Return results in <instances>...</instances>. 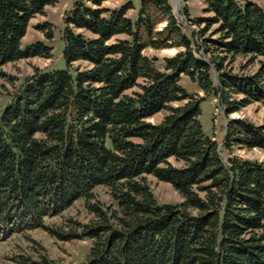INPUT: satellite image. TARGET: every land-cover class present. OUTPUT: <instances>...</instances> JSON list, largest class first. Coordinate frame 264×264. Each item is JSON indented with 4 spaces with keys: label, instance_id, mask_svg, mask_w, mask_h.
<instances>
[{
    "label": "trees",
    "instance_id": "1",
    "mask_svg": "<svg viewBox=\"0 0 264 264\" xmlns=\"http://www.w3.org/2000/svg\"><path fill=\"white\" fill-rule=\"evenodd\" d=\"M108 1L74 0L64 14L63 70H35L17 86L8 78L0 242L41 229L58 241H89L79 264H264V162L233 155L235 148L264 151V125L228 118L264 105V8L201 0L210 16L191 20L183 7L184 26L168 0H140L134 21L131 3L108 8ZM56 3L0 0V67L52 57L51 46L23 48L22 40L30 21ZM37 29L52 40L50 23ZM172 48L171 57L146 55ZM183 77L227 118L220 147L204 136V98L187 92ZM160 113L159 122L149 121ZM147 177L168 183L182 201L159 204ZM77 202L87 223L45 224ZM36 253L11 261L57 264Z\"/></svg>",
    "mask_w": 264,
    "mask_h": 264
},
{
    "label": "rangeland",
    "instance_id": "2",
    "mask_svg": "<svg viewBox=\"0 0 264 264\" xmlns=\"http://www.w3.org/2000/svg\"><path fill=\"white\" fill-rule=\"evenodd\" d=\"M74 0H57V3L45 9L41 16H36L29 23L26 36L22 40V47L25 48L36 41L42 42L53 48L52 57L43 59L34 57L25 60H19L14 63H8L0 67V72L6 77L0 76V112L8 102V96L13 92L14 87L19 84L26 76L32 75L35 70L53 71L63 70L65 68L62 60L63 42L61 40L63 30V16L69 12ZM172 5L173 11L179 21L184 26L188 21L184 19L181 9L185 7L189 19L200 17H208L202 12L203 4L201 0H168ZM264 8V0H247ZM131 3L133 9L128 13L129 18L134 21L137 19L140 0H111L104 3L108 8H116L120 5ZM44 23H50L52 27L53 38L48 41L45 34L37 29ZM188 26V25H187ZM189 28L196 30V25H189ZM177 52V49L148 50L146 55L155 56L159 59L171 57ZM241 60L238 59V62ZM237 62V63H238ZM237 63L234 65L236 66ZM8 78L14 79V85L10 83ZM181 86L190 94L197 98H204L200 104L199 121L204 136L215 140L218 146H221L224 137V128L227 118L224 117L221 108L218 106L217 100L211 95H205L200 91L195 83L183 77L180 82ZM163 117V113L157 114L154 118L149 119L152 123L159 122ZM229 119L246 120L255 126L264 125V105L261 103H253L241 111L231 114ZM233 155L244 160L264 162V151L260 149L246 150L243 148H235ZM150 189L159 204H177L182 201L179 194L168 184L159 182L152 177H147ZM98 198L103 202L108 201L106 190L99 188L95 190ZM76 219L81 223H87L91 216L86 213L81 202L75 203L70 209L65 211L62 216L53 217L46 220V225H60L65 219ZM90 242L85 239L72 240L69 242L58 241L56 238L48 235L44 230L35 229L24 233L23 235H14L9 239L0 242V264H13L11 258L15 255H24L35 259L36 251L45 254L50 261L57 264H79L85 261Z\"/></svg>",
    "mask_w": 264,
    "mask_h": 264
}]
</instances>
